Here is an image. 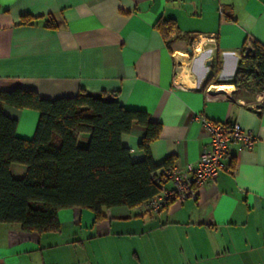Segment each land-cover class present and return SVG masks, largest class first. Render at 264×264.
Returning a JSON list of instances; mask_svg holds the SVG:
<instances>
[{
    "label": "crops",
    "instance_id": "1",
    "mask_svg": "<svg viewBox=\"0 0 264 264\" xmlns=\"http://www.w3.org/2000/svg\"><path fill=\"white\" fill-rule=\"evenodd\" d=\"M49 16L55 27L44 25ZM158 19L178 28L168 42ZM252 40L264 45V0H0V91L53 99L83 90L144 110L160 124L152 160L172 157L183 172L208 144L201 117L237 122L255 137L251 147L229 146L215 182L159 211L116 206L96 219L63 208L58 230L42 233L0 224V264H264V109L229 83ZM2 111L18 137L33 136L38 111ZM143 135L134 124L121 137L133 161L144 157ZM9 169L15 178L26 172Z\"/></svg>",
    "mask_w": 264,
    "mask_h": 264
},
{
    "label": "trees",
    "instance_id": "2",
    "mask_svg": "<svg viewBox=\"0 0 264 264\" xmlns=\"http://www.w3.org/2000/svg\"><path fill=\"white\" fill-rule=\"evenodd\" d=\"M32 22L22 17L20 23ZM44 25L55 27L53 17ZM154 26L166 42L178 33L171 19H158ZM220 65L216 53L214 73ZM229 83L253 96L264 90L263 44L252 40L249 47H242ZM3 105L38 111L30 139L15 134L16 120L4 114ZM134 124L144 127L139 143L144 157L138 161L131 159L121 142ZM82 134L88 135L85 146L78 144ZM159 134L160 124L146 111L126 109L115 98L83 90L53 99L21 88L0 91V224L15 223L27 232H53L59 228L57 213L63 208H87L101 219L103 209L146 203L159 190L153 172L172 164V157L155 163L149 154V144ZM12 163L26 167L22 177L12 176Z\"/></svg>",
    "mask_w": 264,
    "mask_h": 264
},
{
    "label": "built area",
    "instance_id": "3",
    "mask_svg": "<svg viewBox=\"0 0 264 264\" xmlns=\"http://www.w3.org/2000/svg\"><path fill=\"white\" fill-rule=\"evenodd\" d=\"M252 107L259 111L264 108V90L255 92ZM199 120L208 133V144L201 150L196 163L187 165L186 172L173 164L159 166L153 172L152 179L159 190L145 203L150 210L159 211L171 201L195 197L204 183L216 181L224 169L222 159L231 144L251 147L255 141L254 135L237 122H219L202 117Z\"/></svg>",
    "mask_w": 264,
    "mask_h": 264
}]
</instances>
